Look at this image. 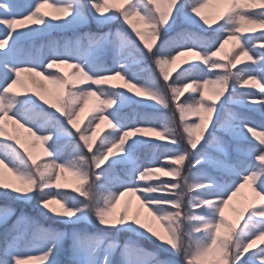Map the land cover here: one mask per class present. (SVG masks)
<instances>
[{"label": "snow or ice", "instance_id": "obj_1", "mask_svg": "<svg viewBox=\"0 0 264 264\" xmlns=\"http://www.w3.org/2000/svg\"><path fill=\"white\" fill-rule=\"evenodd\" d=\"M213 3L27 0L20 10L15 0H0V192L35 201L45 216L71 228L35 224L29 231L33 222L19 217L0 240V264H60L65 241L69 264H264V123L222 115L226 103H243L264 116V0H223L228 7L216 20L204 14ZM45 6L51 11H42ZM117 20L143 48L120 29L35 45L54 31ZM257 28L259 36L246 35ZM230 43L235 55L225 50ZM109 49L111 66L104 60ZM180 57L193 59L172 78ZM205 71L210 78L196 75ZM45 82L58 91L48 94ZM248 86L259 98L225 95ZM209 88L215 100L206 95ZM93 99L97 115L81 130V113ZM220 132L237 141L234 148ZM37 144L39 159L32 150ZM69 146L71 158L62 159ZM141 148L151 153L147 162ZM66 172L78 181L75 194L60 190ZM246 186L252 197L232 207L233 222L226 209ZM131 197L139 202L135 212ZM142 209L150 221L141 220ZM12 215L0 208V224ZM81 224L101 231L88 233ZM122 232L151 240L171 259L131 240L121 245L115 236ZM21 244L31 251L22 252Z\"/></svg>", "mask_w": 264, "mask_h": 264}, {"label": "rangeland", "instance_id": "obj_2", "mask_svg": "<svg viewBox=\"0 0 264 264\" xmlns=\"http://www.w3.org/2000/svg\"><path fill=\"white\" fill-rule=\"evenodd\" d=\"M15 2L17 4L18 8L20 10H23V8L26 6L27 0H15ZM227 7H228V5L224 4L223 0H214L213 5H211L209 9H206L204 14L209 15L211 19L216 20V19H218L219 15L226 10ZM42 11L50 12L51 10L48 9L47 6H45V8L42 9ZM180 25L187 27V25H184L182 21L180 22ZM117 29H120L121 31L127 33L129 36H131L133 39L136 40L137 44L141 48H143V45L141 44V42L134 36V34L130 31V29L126 25L122 24L119 20L115 21L114 24H108V25H104V26H99L96 24L95 21H92L87 26L81 27V28L76 29V30L54 31L50 35H47V36H44V37L37 39L35 41V43L38 40H42L45 44H48L49 41H59L61 44H63V42L65 40H74L75 36L78 33L82 34L85 32H108V31H111L114 33ZM3 30H4L3 26H0V32H3ZM261 31H262L261 29L257 28L252 33H246V35L259 36ZM169 35H171V33L164 34L161 37V39L166 40V39H168ZM201 35L208 36V35H210V33L205 32V33H201ZM253 43H255L256 46L258 47L259 44L261 43V41H254ZM249 46L251 47L252 45L250 44ZM154 50H155V48H154ZM225 50L231 52V43L229 45H226ZM47 51H48V49L45 48V52H47ZM235 51L238 52L239 50L237 49ZM231 55H235V52H231ZM185 59H193V58L192 57H180V59L176 62V65L173 66V77L172 78H175V75L177 74L178 70H180V65L182 64V62ZM104 60L109 66H111L112 57H111V50L110 49L108 52H106L104 54ZM245 62H247L246 58H245L244 62H242L240 65L237 66V68L243 67ZM63 71L68 72V71H70V69L64 67ZM255 72L258 74L259 68H256ZM196 75L198 77H201V78H205V77L210 78L211 77V73H208L207 71L199 72ZM113 83H122V82L117 80V81H113ZM44 86L47 90V93L50 95L55 94L58 91V89L54 85L48 84L47 82H45ZM229 94H231V98L233 100H237V101H247L250 96L259 98V90L252 88L251 86H248V87L243 88V89L237 88V90L234 93H232L231 89H229V92L226 93L225 95L228 96ZM206 95L209 97V100H215L216 99V97L213 93V90L211 88L206 90ZM182 99H184V98L182 97ZM221 102H224V98H221V100L218 103H221ZM95 106H96V101L94 99L90 100L88 105L85 107L84 112L81 113V130H83L84 126L87 124L88 119H91L93 115H97V113L93 111ZM135 107L136 106H133L132 108L125 107L122 111V114L129 115L132 112L133 108H135ZM139 110H144V109H139ZM228 112H234V113H240V114L246 115V116L250 117L252 122H254L257 125L264 123V116H261V114L259 112L253 110L252 107H249L243 103H241V104L226 103L225 104V111L222 113V115L224 116L225 119H228V115H227ZM57 116H59V114H57ZM59 118L63 121V117H59ZM177 119H178V115H177ZM65 126H67V125H65ZM106 128H107V123L105 122V124L101 125V129L98 131L103 132ZM218 135L221 136L224 140L228 141V143L230 145H232L233 148L235 147L237 141H235L231 136L227 135L224 132H220V133H218ZM248 135L252 139L253 143L258 144V142L255 141V139L251 137L250 133ZM27 138L28 137H27L26 133L22 134V139H27ZM161 143H166V141H163ZM241 143H243L244 146L247 147L246 142H241ZM32 150H33V153L39 159V157L42 154L41 147L37 144ZM71 154H72V150H71V146H69L64 151L62 159L71 158ZM213 155H215V152H213ZM232 155H233V157H235L234 151L232 152ZM139 156L142 160L147 162L151 158V153H149L146 149L141 148V150L139 152ZM161 159H162V153H157V159H156L157 166L159 165ZM123 171L124 170L122 168L118 167L117 174L123 175ZM209 171H213V170L209 169ZM160 178L161 179H170L168 177H164L163 174H161ZM60 183L63 185V188H65L66 190H68L70 192V194H72L73 193L72 188L76 187L78 181L70 172H66L63 174ZM76 195H78V194H76ZM251 197H252V192H251V189L249 187L246 186L244 189L241 190V193L238 194V196L234 198L230 207L228 209H226V215L229 217L230 220L235 222V220L237 218L235 212L232 211V207L233 206L239 207L241 205V203L250 200ZM1 199L3 201L5 200V203H6V201H9L11 203L10 205H6L3 208H11L14 212V215H12L7 220L6 223L0 224V228L5 226V225L6 226L9 225V227L11 228L12 225H14L16 223V221L19 217L24 216V217L29 218L30 221L32 220L31 218H36L37 223L44 225L46 228H50V229H54V230L71 231L70 226L65 225V224H61V223H57L55 220H53L51 218L50 219L47 218L49 216L45 217V215L43 214L41 209L39 207H37V204L34 201H32L31 203L25 204L22 202L14 201L10 196H5V195L1 196ZM125 199H128V198H125ZM131 201H132V211L135 212L136 209L139 207V202L135 199V197H131ZM57 207H59V206L57 205ZM122 207H123V202L121 205L118 206L117 211L119 212ZM43 217L46 218L47 220H45ZM141 220L146 221V222L151 220V218L148 216L147 209L141 210ZM35 223H36V221H35ZM78 227L80 230L86 231L88 233H99L101 231V229L98 225L93 227L91 225L81 224ZM153 227L157 231H161V232L163 231L159 222H153ZM115 238L121 245H123L125 242H128L131 240V241H134L138 246L147 250L148 252L159 253L161 255V258L171 259V257L168 256V254L164 253L151 240L144 239V238L135 236L134 234L127 233V232H122V233L116 234ZM261 246H264V245H261ZM68 248H69V242L65 241L63 244V251L58 256V260L60 261V264H69ZM20 250L22 252L31 251V249L24 244H21ZM116 255L118 258L119 253H117ZM33 264H36V262H33Z\"/></svg>", "mask_w": 264, "mask_h": 264}, {"label": "trees", "instance_id": "obj_3", "mask_svg": "<svg viewBox=\"0 0 264 264\" xmlns=\"http://www.w3.org/2000/svg\"><path fill=\"white\" fill-rule=\"evenodd\" d=\"M115 22V21H114ZM114 22H112L111 24H114ZM38 44H41V42L40 43H36L35 45H38ZM44 44V43H43ZM104 132V131H103ZM102 132V133H103ZM61 191H64V192H66V193H69L70 194V192L68 191V190H66L65 188H62V189H60ZM72 194H74V193H72ZM13 195H15V194H13ZM1 196H3V194H2V192H0V208H3L4 206H6V205H10L11 203L9 202V201H6V203H5V200L3 201L2 199H1ZM11 198H12V196H10ZM13 199V198H12ZM14 201H18V202H21V201H19V200H16V199H13ZM35 202V201H34ZM22 203H24V202H22ZM36 203V202H35ZM25 204H28V203H25ZM45 217H47V216H45ZM44 218V217H43ZM47 218H51V219H53L51 216H49V217H47ZM32 220V222H33V224L32 225H28V227H29V231H31L32 230V228L34 227V225L35 224H38V225H40V226H42V227H45L44 225H41V224H39V223H37V219L36 218H31ZM45 220H47L46 218H44ZM54 220V219H53ZM35 221H36V223H35ZM9 226H6V227H1L0 228V240H2V237L4 236V233L6 232V230H7V228H8ZM23 227V226H22ZM46 228V227H45Z\"/></svg>", "mask_w": 264, "mask_h": 264}]
</instances>
